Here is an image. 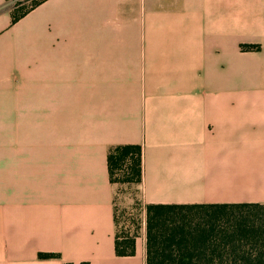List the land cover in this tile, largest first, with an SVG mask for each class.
<instances>
[{
	"label": "crops",
	"instance_id": "obj_1",
	"mask_svg": "<svg viewBox=\"0 0 264 264\" xmlns=\"http://www.w3.org/2000/svg\"><path fill=\"white\" fill-rule=\"evenodd\" d=\"M12 10L0 0V264H147L145 229L116 255L117 146L143 148L144 208L264 206V0Z\"/></svg>",
	"mask_w": 264,
	"mask_h": 264
},
{
	"label": "trees",
	"instance_id": "obj_2",
	"mask_svg": "<svg viewBox=\"0 0 264 264\" xmlns=\"http://www.w3.org/2000/svg\"><path fill=\"white\" fill-rule=\"evenodd\" d=\"M11 2L12 0H6ZM46 0H18L13 23ZM244 47V50H257ZM108 170L112 184L138 186L143 178V148L124 145L111 148ZM121 175L122 179L116 177ZM246 209L248 212H233ZM146 212L147 264H264V206H163L149 205ZM240 215L237 217L235 214ZM197 216L196 218H194ZM227 217V221L225 218ZM230 218L235 220L230 223ZM199 219V220H197ZM116 255H136L139 229L121 227L115 208ZM43 259L55 255L42 254Z\"/></svg>",
	"mask_w": 264,
	"mask_h": 264
},
{
	"label": "rangeland",
	"instance_id": "obj_3",
	"mask_svg": "<svg viewBox=\"0 0 264 264\" xmlns=\"http://www.w3.org/2000/svg\"><path fill=\"white\" fill-rule=\"evenodd\" d=\"M18 0H12V5H16ZM7 96V85L5 80H0V152L6 151V135H7V127H6V116H5V108L8 102ZM116 179L121 180L122 177L120 174L116 177ZM116 209L118 212V219L120 222V226L127 227L129 229H139L140 236L143 234V230L146 231V212L144 211V207L139 201V190L135 185L124 184L122 182L116 183ZM248 212L246 209H238L233 212ZM237 217V213L235 214ZM195 216L194 218H196ZM230 218V223H233L235 220ZM199 220V219H197ZM227 221V217L225 218Z\"/></svg>",
	"mask_w": 264,
	"mask_h": 264
}]
</instances>
